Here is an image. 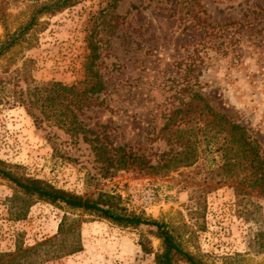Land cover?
<instances>
[{
	"label": "rangeland",
	"instance_id": "1",
	"mask_svg": "<svg viewBox=\"0 0 264 264\" xmlns=\"http://www.w3.org/2000/svg\"><path fill=\"white\" fill-rule=\"evenodd\" d=\"M54 1L0 0V42L6 32L25 26L40 5ZM191 12L206 26L204 41L196 47L192 41L199 40L185 43L194 27L192 15L189 22L183 19ZM88 41L98 48L97 67L106 89L96 97L101 105L79 119L110 146L123 147L147 165L107 171L82 136L34 122L24 106L7 105L0 106V160L18 174L84 198L99 192L119 198L127 214L165 225L184 250L205 264H264V199L253 192L239 203L233 189L224 185L195 205L192 189L178 174L184 170L161 168L169 145L159 135L168 114L187 99L182 91L189 83L213 107L246 127L264 149V2L83 0L39 16L23 42L0 57V73L29 60L37 85H74L83 79ZM93 134L87 137L93 139ZM214 157L219 163L218 155ZM144 181L155 192L146 208L140 204L144 195L136 193ZM13 193L0 179L3 252L55 236L63 216L79 220L81 251L45 264H155V254L162 250L154 229L119 227L63 205L36 202L25 220L13 221L8 214ZM141 243L150 253L142 251Z\"/></svg>",
	"mask_w": 264,
	"mask_h": 264
},
{
	"label": "trees",
	"instance_id": "2",
	"mask_svg": "<svg viewBox=\"0 0 264 264\" xmlns=\"http://www.w3.org/2000/svg\"><path fill=\"white\" fill-rule=\"evenodd\" d=\"M81 1L55 0L40 5L25 26L12 34L5 33L4 40L0 42V57L23 42L36 26L39 16L64 11ZM112 6L115 7L114 4ZM191 15L190 24L194 29L185 43L188 45L190 38L199 40L192 41L196 47L204 41L206 26L197 13H188L183 20L189 22ZM87 49L89 53L82 64L83 79L74 85L61 82L37 85L30 75L29 60L24 61L21 68L3 71L0 73V106H24L34 122L52 123L74 138L82 136L91 145L96 161L103 164L107 171L142 168L147 165L144 158L127 153L123 147L110 146L106 139L86 129L79 119L84 111L101 105L96 97L106 89L97 67L98 48L88 41ZM182 93L187 99L179 101V107L168 114L160 129V137L169 145L168 151L161 155L164 162L161 168L175 172L184 170L178 174L192 189L190 197L195 205L203 202L204 195L224 185L233 189L239 203L246 202L253 192L264 199V149L260 143L246 127L233 122L226 113L213 107L189 83ZM87 134H93L94 138L87 137ZM215 154L219 163H216ZM14 169L0 160V179L8 182L14 191L8 199V214L13 221L25 220L36 202L63 205L71 211H82L84 215L95 216L119 227L136 229L146 226L154 229L151 232L161 241L162 248L160 253L155 254V264H205L184 250L165 225L127 214L117 197L99 192L94 197L84 198L57 189L43 180L18 174ZM196 178L199 180L195 184ZM79 229L78 219L63 216L55 236L32 247L15 245L14 250L9 252L0 249V264H45L76 254L82 248ZM140 246L143 252L150 253L142 243Z\"/></svg>",
	"mask_w": 264,
	"mask_h": 264
},
{
	"label": "built area",
	"instance_id": "3",
	"mask_svg": "<svg viewBox=\"0 0 264 264\" xmlns=\"http://www.w3.org/2000/svg\"><path fill=\"white\" fill-rule=\"evenodd\" d=\"M153 185H151V183L149 181H144L141 185H140V189H138L137 192L142 193L144 196L140 201V204L145 205L144 208L148 207L149 205H151V203L155 200V192H154V188L152 187ZM133 198L135 199V201L137 202V196L134 194Z\"/></svg>",
	"mask_w": 264,
	"mask_h": 264
}]
</instances>
